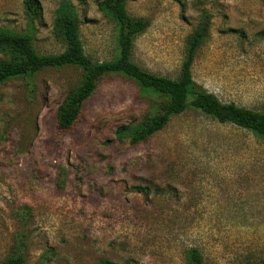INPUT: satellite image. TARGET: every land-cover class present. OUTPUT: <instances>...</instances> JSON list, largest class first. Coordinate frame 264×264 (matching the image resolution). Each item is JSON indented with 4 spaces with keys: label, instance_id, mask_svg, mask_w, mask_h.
Listing matches in <instances>:
<instances>
[{
    "label": "rangeland",
    "instance_id": "obj_1",
    "mask_svg": "<svg viewBox=\"0 0 264 264\" xmlns=\"http://www.w3.org/2000/svg\"><path fill=\"white\" fill-rule=\"evenodd\" d=\"M61 1L40 0L34 17L23 0H0V27L58 53ZM69 1L85 52L98 62L116 57L118 27L103 0ZM126 5L148 21L133 60L171 78L208 13L194 80L223 102L264 110L263 0ZM82 72L47 67L0 84V264L16 252L24 264H188L192 247L205 264H264V138L189 108L146 141L119 142L117 127L149 108L148 95L119 73L102 77L74 128L60 133L56 109Z\"/></svg>",
    "mask_w": 264,
    "mask_h": 264
},
{
    "label": "trees",
    "instance_id": "obj_2",
    "mask_svg": "<svg viewBox=\"0 0 264 264\" xmlns=\"http://www.w3.org/2000/svg\"><path fill=\"white\" fill-rule=\"evenodd\" d=\"M264 1V0H263ZM29 15L41 13L40 0H23ZM127 0H103L100 5L118 27V55L110 60L95 61L84 49L81 39V20L74 4L62 0L56 11L54 33L65 47L58 53H40L29 33L15 32L0 27V84L15 77L32 76L47 67L77 66L82 69L80 82L71 88L56 109V127L60 133L70 131L78 122L86 101L95 93L103 76L119 73L134 80L144 95L149 97V108L137 122L117 127L115 139L131 145L146 141L164 129L173 117L189 108L199 110L221 123H233L264 138V110L258 111L235 102H223L213 92L206 90L193 78L192 67L197 52L208 34L209 16L194 28L187 39V53L179 76L171 78L151 72L132 58L134 41L148 26L143 17L132 16ZM138 191L145 187L137 185ZM28 209V206H24ZM188 264H205L197 247L187 252ZM4 264H24V254L10 255ZM99 264H116L102 259Z\"/></svg>",
    "mask_w": 264,
    "mask_h": 264
}]
</instances>
